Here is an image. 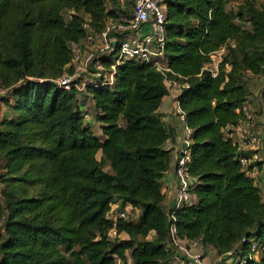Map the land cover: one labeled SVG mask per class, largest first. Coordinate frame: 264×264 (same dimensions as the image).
<instances>
[{
  "label": "trees",
  "instance_id": "16d2710c",
  "mask_svg": "<svg viewBox=\"0 0 264 264\" xmlns=\"http://www.w3.org/2000/svg\"><path fill=\"white\" fill-rule=\"evenodd\" d=\"M165 4L167 78L185 84L176 99L195 178L194 201L176 211L178 235L201 236L224 255L264 233V188L245 175L226 129L252 93L247 74L264 77V0ZM115 9L105 0H0V264H165L170 256L160 180L176 132L158 112L171 90L164 76L128 59L112 84L87 87L99 134L76 91L51 80L70 61L69 41L83 38L82 20L100 31L132 7ZM223 46L212 75L204 65ZM259 98L256 117L264 85ZM116 201L139 208L137 218L111 216Z\"/></svg>",
  "mask_w": 264,
  "mask_h": 264
},
{
  "label": "built area",
  "instance_id": "2783aa9c",
  "mask_svg": "<svg viewBox=\"0 0 264 264\" xmlns=\"http://www.w3.org/2000/svg\"><path fill=\"white\" fill-rule=\"evenodd\" d=\"M228 5L232 7L235 3L228 2ZM66 17L70 18L71 14L67 12ZM145 26L148 30L139 33L138 31ZM81 27L84 32L83 38L80 41L68 43L70 61L65 65L62 74L51 79L57 87L74 89L80 99L87 93L89 86L112 84L117 65L128 59L152 65L164 76L169 89H180L185 86L184 83L167 78L170 68L164 53L165 0H133L132 9L128 14H120L115 19H108L100 31L89 23L87 17L82 20ZM118 48L120 52L114 55ZM225 53V46L212 52L210 62L205 64L204 68L212 75H216ZM225 66L229 69L227 63ZM5 92L6 88L0 85V96ZM176 111L183 124V134L179 140L180 147L174 165L177 187L173 205L168 213L165 250L170 252V256L165 264H264V233L253 240L247 236L243 237L241 241L246 243L245 249H236L216 256L209 254L207 248L203 246L201 236L185 239L178 235L176 211L194 201L192 190L195 186V178L189 172L191 129L186 125L184 111L179 105ZM240 111L242 117L235 125L230 124L226 129L237 146V154L245 175L252 177L260 188H264V184H260L257 179L260 167L264 168V134L253 128L259 123L264 124V105L258 117L245 104ZM88 116V112L85 111V119ZM117 216L126 218L127 213L121 210ZM115 221L114 219L113 225ZM109 234L114 235L115 229H111ZM117 264H123V262L117 259Z\"/></svg>",
  "mask_w": 264,
  "mask_h": 264
},
{
  "label": "crops",
  "instance_id": "0c3cea01",
  "mask_svg": "<svg viewBox=\"0 0 264 264\" xmlns=\"http://www.w3.org/2000/svg\"><path fill=\"white\" fill-rule=\"evenodd\" d=\"M147 30H148L147 26H145L142 29L143 32H146ZM249 88L251 90L250 86H249ZM179 92H180L179 88H172L169 91V94H167L163 97L161 105L158 109L160 117L164 121V123L168 127L175 128V132H176L175 133V139L174 140L168 139L165 143V147L171 149L170 150V158H169V168L164 173L163 177L160 180L162 192L164 193V205L167 207V209H170L173 205V202H174V196H175L176 187H177V180H176V176L174 173V165H175L176 156L178 154L179 147H180V143H179L180 141L179 140L183 134V124L181 123L180 118H179L177 111H176V109L178 107V101H177L176 97L179 94ZM83 97L84 96H82L79 99V103L82 107H84L83 100H82ZM257 102H260L259 92L254 93L253 95H250L247 98L245 105L247 107H249L255 114V113H257V110H256ZM4 111H5V106L2 103H0V115H2L4 113ZM259 124L262 127L260 129V132L263 135L264 134V124L263 123L262 124L259 123ZM257 179H258L260 184H264V168L263 167H260V171H259V175L257 176ZM0 186H1V184H0ZM118 206H119V201L114 202L113 211L111 212V216H115L118 213L116 211L117 209H119ZM128 206L129 205H126L123 210H125V211L130 210L131 211L134 209L137 211V215L139 214V212H140L139 208L130 206L131 208L127 209ZM0 224H1V221H0ZM119 237L127 238V234L125 232H121L119 234ZM207 250L211 256L217 255L214 249L208 247ZM127 256H128L127 262L131 263V262H129V259H130L129 254Z\"/></svg>",
  "mask_w": 264,
  "mask_h": 264
},
{
  "label": "rangeland",
  "instance_id": "374dc122",
  "mask_svg": "<svg viewBox=\"0 0 264 264\" xmlns=\"http://www.w3.org/2000/svg\"><path fill=\"white\" fill-rule=\"evenodd\" d=\"M259 0H257L258 2ZM106 2V7L108 9L113 8L115 9V5H120V7H126L127 9H131L132 5H133V0H105ZM116 3V4H115ZM118 12V9H115ZM139 33H143L142 29L140 31H138ZM120 52V49L118 48L115 52L114 55L118 54ZM226 67V66H225ZM228 69V68H227ZM247 82L248 85L251 87V95H253L254 93H258L259 90L263 87L264 85V77L262 75H252L250 73L247 74ZM83 100V105H84V110L86 112H88L89 116L88 118H86V121H90L92 123L93 126V131L96 134H99L100 129H99V124L95 121L94 119V109H93V104H92V99L90 98V96H84L82 98ZM259 102H257V112L260 111V105H258ZM255 131H260V129L262 128L259 124L255 125V127H253ZM99 157V155H97ZM106 169H109L108 167H106ZM131 205H129L127 207V209H130ZM117 212H120L121 210H116ZM125 211V210H124ZM127 213V218L131 219V220H135L137 218V211L136 210H127L125 211ZM1 221V220H0ZM250 240L255 239L254 235H251L249 237ZM127 253L129 254V251H127ZM216 256V255H215ZM214 258V257H212ZM215 259V258H214ZM213 260V259H212ZM129 262H131V259H129Z\"/></svg>",
  "mask_w": 264,
  "mask_h": 264
}]
</instances>
